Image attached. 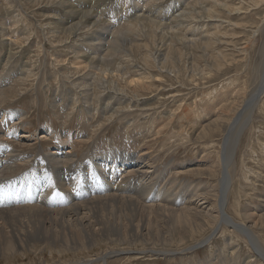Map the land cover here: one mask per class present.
Returning <instances> with one entry per match:
<instances>
[{"label": "rangeland", "instance_id": "374dc122", "mask_svg": "<svg viewBox=\"0 0 264 264\" xmlns=\"http://www.w3.org/2000/svg\"><path fill=\"white\" fill-rule=\"evenodd\" d=\"M63 1L0 0V112L24 115L17 138L0 133V145L11 142L18 156L32 161L28 167L14 162L7 173L10 178L32 171L43 154L66 145V151L77 156L79 168L69 170L67 183L77 171L84 172L86 162L94 159L100 163L110 152L121 158L123 153H145L149 161L155 158L151 165L158 173L167 167L171 171L163 183L170 186L176 181L178 191L194 194L198 188L216 185L217 178L209 181L188 169L219 160L222 138L211 143L210 138L198 136L219 128L222 115L233 119L237 107L259 85L264 60V0H102L100 17H90L102 19L97 28L74 30V25H68L61 31L55 25L76 19L78 11L66 9ZM72 1L76 6L77 0ZM90 1L92 6L100 3ZM144 14L145 19L141 18ZM163 23L158 28L157 24ZM100 47H104L101 52ZM107 96L120 100L118 110L111 107ZM262 96L246 115L245 130L238 131L242 134H237L229 168L228 213L237 223L245 221V206L257 214L264 208ZM48 128L51 135L45 130ZM186 165L192 167L181 169ZM72 172L77 173L71 177ZM46 175L36 177V182L60 183L61 173L49 168ZM28 179L29 175L20 179V185ZM79 184L71 191L76 202H83L89 198L86 186ZM98 210L103 215L109 208ZM153 219L160 222L169 244L159 236L153 243L111 236L91 245L80 237L67 247L50 240L32 241L23 249L7 251L0 240V264L83 262L100 258L107 250L120 252L89 264H264V224L252 227L254 239L250 233L229 227L212 229L203 217L193 215L189 220L203 224L205 231L176 226L185 233L178 239L172 215L157 211ZM116 223L118 217L111 222ZM152 232L156 234L157 228ZM208 238L210 244H206ZM191 247L194 250L190 251ZM151 249L172 254L159 257L147 253Z\"/></svg>", "mask_w": 264, "mask_h": 264}, {"label": "bare ground", "instance_id": "6f19581e", "mask_svg": "<svg viewBox=\"0 0 264 264\" xmlns=\"http://www.w3.org/2000/svg\"><path fill=\"white\" fill-rule=\"evenodd\" d=\"M98 1L100 2L98 6H92L90 0H77L76 6L72 5L73 1L71 2V0L63 1L62 4H66V9L72 11L76 8L78 10L77 13H75V17L77 18L73 20L69 19L66 22H62L63 20H61L55 25V28L64 31L65 28L67 29L66 26L74 25L71 27L74 28V30H80V28L85 27L94 30L102 19L96 20L95 18L90 19V17L99 13L98 9L105 3L102 0ZM74 2H76V0ZM90 7H94V11L93 9L91 10ZM99 14L101 15V12ZM141 18L145 19V14ZM72 21L77 22L71 24ZM162 25H164V23L157 24V26H159L158 28L162 27ZM100 37H102V35ZM100 49L101 52L104 47H100ZM262 65L263 69L260 73L258 87L249 99L244 100L242 104L240 103L241 105L237 107L238 109L235 113V117L231 119L226 115H222L218 118L220 129L217 127L202 137L200 135L198 136L199 139L203 137L210 138L211 143H213L217 137H221L222 150L218 153L220 155L217 162L215 161V163H212V161L206 166L196 169L194 167V169L191 170L188 169V173L193 172L201 177L207 176L208 178H206L209 181L212 180L214 182L213 179L217 178V182H214L216 185H206L204 188H198L195 190L194 194L187 192V190L186 192L176 190V185L174 186L176 181L171 182L172 185L170 186L164 184L163 180L171 173L169 167L165 169L164 173H158L157 169L152 167V165L155 164L153 162L155 158H151L149 161L145 157V153L129 155L123 153L122 156L124 158L120 156L116 157L114 154L113 156L110 152L106 153L101 157L100 163L94 159L86 162L83 173L80 171H77L79 173L72 172L73 174L71 177L77 174L67 183L68 177L66 175L69 170H72V168H77L79 170V168L77 165L78 161H75L77 160V156L73 154L74 151H66V145L58 147L56 152L43 154L42 156L44 157H42V159L40 158L38 163L32 165L34 166L32 171L28 169L29 171L27 170L28 172L26 171V174L22 173L23 175L20 178H10L11 175L7 173H10V166H12L14 162H21V165L26 164L28 167L27 163L31 160H28V162L27 159H29V157L18 156V149L13 147L11 142H7V144L3 142V145H0V240L6 244L7 251L23 249L32 241L48 243V240H50L53 244L60 242L63 246L67 247L71 241H77L80 237H82L84 242H90V245L98 243L99 238L105 240L107 237L111 236H113L115 240H119L123 237L124 240L135 243H142L146 240L153 243L154 237L159 236L162 238L163 242L169 244L170 242L167 239L166 233L159 227L160 222L153 219V214L157 211L166 214L169 213L174 217V229L176 226H188L192 232L203 233L205 231L203 224H199L197 220H189L193 215H196L203 217L207 224L210 225V227L212 226V229L221 230L222 228L227 229V227H229L234 232L250 233V236L256 239L252 227L258 225L262 226L264 224V208L257 214L253 212L251 207L245 206L244 211L246 217L244 223H237L233 220L228 213L229 191L232 186L229 168L232 164V158H234L232 156L235 154L234 149L238 138V131L244 125L246 115H249L248 113L253 111L251 109V103L258 100L259 96L262 98V95H264V60ZM105 99H110L111 107H116L117 110L121 105L120 100L114 99L111 96H107ZM113 100L117 101L112 102ZM76 103H78V101ZM0 104L2 103L0 102ZM110 111H113V109ZM133 114L129 115L132 116ZM23 117L24 115L15 111L0 112V133L3 134L5 138H17V133L20 130L19 123H21ZM17 124H19L17 129L10 134V129ZM45 130L49 132L50 135L52 134L49 128ZM209 134L211 135L209 136ZM0 139H3V137H0ZM61 144L64 143H60V145ZM233 144L234 147L231 149ZM15 148L17 150H15ZM214 148H216L215 145ZM28 152H26V154ZM154 156L155 155L152 157ZM54 164H56V166H54ZM191 167L192 165H186L181 169ZM49 168L55 170L57 174L61 173V175H59L60 183L56 184L55 181L47 180L46 182L43 181V184H38L35 178L39 177L41 174L47 176L46 172ZM52 172L54 173V171ZM85 172L86 174L83 176ZM27 175H29V179L26 181L25 185L23 184V186H21L19 180L24 179ZM86 175L87 177H85ZM153 176L154 178H152ZM151 178L152 180L150 181ZM168 179L170 180V178ZM79 183L86 186L85 194L86 197L89 198L83 202H76L71 191V188L75 189L76 186L80 185ZM59 186H61L60 189ZM199 186L200 185H198V187ZM125 206H128L127 209L130 211L125 209ZM101 207L109 208L107 214L100 215L98 209ZM132 207L135 209L133 210ZM115 212L119 213V215ZM261 213L263 214L261 215ZM116 217H118L119 223L115 225L111 224ZM119 227L120 229L117 230ZM153 228H157L156 234L152 232ZM179 228H177V230ZM171 229H173V225ZM177 233L179 234V237H176L178 239L185 235L181 230H178ZM149 234H151L150 237ZM211 241L212 239L208 238L206 244H210ZM258 243L259 241L257 240L256 244ZM74 250H76V248H74ZM189 250H194V247L189 248ZM117 252L120 251L107 250L100 258H89V260L85 259L83 262L62 261L54 264H89V262L92 263L93 260H95V262H103ZM147 253H158L159 257L160 254H162L163 257L167 255L171 256L172 254L171 252L153 249L148 250Z\"/></svg>", "mask_w": 264, "mask_h": 264}, {"label": "water", "instance_id": "95a60500", "mask_svg": "<svg viewBox=\"0 0 264 264\" xmlns=\"http://www.w3.org/2000/svg\"><path fill=\"white\" fill-rule=\"evenodd\" d=\"M259 96V95H258ZM259 99H261V96H259ZM259 99L258 100H256L254 103H251V109H254L255 108V106L257 105V102L259 101ZM246 125H247V123L246 124H244V126H242V132L245 130V128H246ZM242 132H239V136H241V134H242ZM239 139V138H238Z\"/></svg>", "mask_w": 264, "mask_h": 264}]
</instances>
